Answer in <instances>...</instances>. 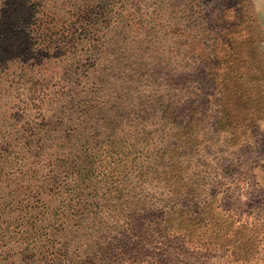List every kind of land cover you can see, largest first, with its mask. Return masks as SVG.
Instances as JSON below:
<instances>
[{
    "label": "rangeland",
    "instance_id": "obj_1",
    "mask_svg": "<svg viewBox=\"0 0 264 264\" xmlns=\"http://www.w3.org/2000/svg\"><path fill=\"white\" fill-rule=\"evenodd\" d=\"M196 96L205 108L178 121L210 108L206 122L157 184L143 172L167 162L161 113ZM0 149V264H44L30 216L45 205H67L63 264H264V0H0ZM32 161L64 165L55 196Z\"/></svg>",
    "mask_w": 264,
    "mask_h": 264
},
{
    "label": "trees",
    "instance_id": "obj_2",
    "mask_svg": "<svg viewBox=\"0 0 264 264\" xmlns=\"http://www.w3.org/2000/svg\"><path fill=\"white\" fill-rule=\"evenodd\" d=\"M199 75L201 76L202 79L206 77L204 74L205 69L200 68L199 69ZM243 92L240 94L242 95ZM219 97L218 99L215 100L217 107H218V112L216 115V126L218 129L220 128L223 131H229L233 130L235 127V122L231 119L229 120L226 118V113L223 112L222 109V104L220 101ZM182 109L177 107L176 105H170L169 107L163 109L162 111V116L161 119L159 120V132L155 133L158 134L157 137L160 141V148H159V157L160 159L164 160L163 158H167L166 163H159V162H154L150 163L147 167L144 169V175L149 176L153 174L154 178L160 183V181L164 180H170L173 176L172 171L173 169H177V162L176 159H174L175 154L179 155L178 152H176L178 149H182L185 152H182L181 154L183 156L188 155V151L190 150V143H193L194 136L192 131L194 129H197L198 127L203 126L204 121L206 122V112L209 111L210 108L205 109L204 115L201 117H198L201 120H196L194 124L191 126L187 125H182L178 121V116L184 112H186L185 116L188 118V123H192L195 121L194 117H197L199 115V108H205L203 104V98L200 96H196L193 101L188 103L187 101L185 104L180 105ZM215 107V108H217ZM120 126L118 122L112 118L109 123L104 125V128L110 129V130H117V128ZM114 133V132H113ZM116 134V133H114ZM120 135H125L122 133L121 130H119ZM180 138L183 141H179ZM177 144V146H175ZM194 144V143H193ZM3 149H0V154L4 153ZM149 154V153H147ZM128 155V154H126ZM95 163H93L94 165ZM183 162H179V169L183 171V173H188L187 166L183 167ZM31 165L34 167L33 170V180L36 183L35 184V190L38 192H41L42 196H47L53 195L59 193V190L63 188L59 183L58 179V174L59 170L61 168H65L64 165L61 166H45L44 168L39 169L38 163L35 161H32ZM31 166V167H32ZM101 167V166H99ZM65 172V177L70 179V182L74 184V189H77L78 187L82 186L83 183L80 179L82 175L80 173H68V171H63ZM81 172V171H79ZM186 180L189 181L190 178H188L187 175H185ZM164 179V180H163ZM185 180V178H183ZM165 182V181H164ZM55 191V192H54ZM190 192L189 186H184L182 189H176L174 188L172 191L173 195H179L182 194L185 197H188ZM50 193V194H49ZM162 194V193H161ZM167 194H171V192H167ZM158 199L162 200V196L158 194ZM41 200V199H40ZM168 200H171V197H169ZM67 205L65 206V208ZM65 208H62V211L60 208H54L51 207L50 209L45 205L44 209H40L39 207H36L34 211H32L30 220L32 222V229L34 230L33 232L35 233V238H36V245L38 242L42 241V250L43 254L45 256L49 255L48 258H44V264H63L64 262H67V254L65 251H63V248L53 239L55 237L53 234L54 230H59L63 228L64 222L68 221L66 218L65 214ZM132 219V217H130ZM196 219V218H195ZM188 222L191 221L189 214L188 213H179L176 214L174 213L173 215H169L165 219H163L162 224H161V229L165 230L168 229L171 231V229L178 230L180 229L179 224L182 222ZM204 220L197 219L196 222H202ZM45 224L46 227H45ZM57 228V229H54ZM188 231V230H187ZM186 231V232H187ZM219 233L218 230H212L211 235L217 236ZM35 245V246H36ZM58 245V247H57ZM38 251V248H36Z\"/></svg>",
    "mask_w": 264,
    "mask_h": 264
}]
</instances>
